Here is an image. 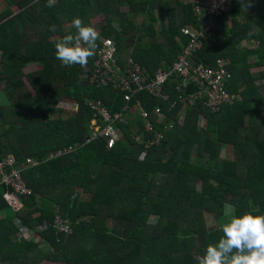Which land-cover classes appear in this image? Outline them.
<instances>
[{
    "label": "trees",
    "instance_id": "16d2710c",
    "mask_svg": "<svg viewBox=\"0 0 264 264\" xmlns=\"http://www.w3.org/2000/svg\"><path fill=\"white\" fill-rule=\"evenodd\" d=\"M3 1L7 8L0 12V154L13 155L19 164L32 157L39 164L22 171L30 193L18 196L21 206L17 210L3 197L11 189L0 183V264H44L43 260L55 264H198L206 245L218 242L222 235L217 226L206 225L205 216L220 219L225 204H232L237 216L245 211L264 215V98L254 86L257 80L234 66L244 63L247 55L264 58V0L254 7L257 36L250 29H234L225 34L224 48L218 42L225 21L221 18L220 30L193 58L194 63L209 67L216 59L229 62L230 79L224 89L235 98L231 104L220 106L216 113L203 109L202 102L184 107L173 84L162 88L166 100L145 93L131 99L129 107L137 103L151 120L154 108L165 118L162 125L151 122L162 138L145 150L131 139L132 133L141 130L138 122L129 129L132 119L119 125L124 143L107 147L100 138L87 140L93 120L104 125L89 104L99 103L111 114L119 112L121 93L112 83L91 81L94 56L84 66L87 72L79 65L66 67L55 57L54 43L57 37L75 33L74 28L64 29L73 18L89 25V18L102 13L100 34L104 40L111 39L117 55L125 52L127 42L148 40V46H134L130 60L149 77L156 69L167 70L187 42L180 32L182 26L159 29L164 45L156 43L148 25L137 30L121 21L119 33L110 29L109 16L114 14L110 7H127L153 22L154 9L160 11L158 0H54L51 7L45 6L47 0ZM253 4V0H234L224 16L235 25L236 17L249 14ZM193 21L188 7L183 26L194 27ZM52 25L55 32L49 31ZM248 36L258 48L249 53L237 50V44ZM97 45L98 49L99 40ZM116 63L121 65L119 59ZM30 64L41 65L39 73L30 75L31 93L22 73ZM195 91L190 86L186 92ZM61 102H72L77 113L49 121ZM168 123L170 129L162 130ZM144 138H150L149 133ZM12 216L32 229L37 240L17 236ZM55 216L67 220L69 233L57 230ZM108 217L115 221L110 232L103 224ZM39 245H48L52 252L32 255Z\"/></svg>",
    "mask_w": 264,
    "mask_h": 264
},
{
    "label": "built area",
    "instance_id": "2783aa9c",
    "mask_svg": "<svg viewBox=\"0 0 264 264\" xmlns=\"http://www.w3.org/2000/svg\"><path fill=\"white\" fill-rule=\"evenodd\" d=\"M182 1L189 5L194 18V27L187 25L180 30L187 42L167 70L156 69L149 77L143 68L132 62L129 57L123 58L122 61L119 60L121 65H117L118 55L113 43L102 38L99 40L101 46L94 55L95 64L91 81L100 85L112 83L115 89L121 93L123 107L119 112L111 114L101 104L90 103L94 115L100 117L104 125L98 126L97 121L93 120L88 141L100 138L105 141L107 147L117 141L121 142L122 130L119 125H127V118H129V121L131 119L134 121L133 124L138 122L141 125L139 132L131 134L135 145L141 144L145 150L152 145L159 144L162 132L153 129L151 122L154 125H162L165 118L160 115L157 108H154L151 120L146 112L138 107L137 103L133 107H129L128 104L139 93H145L153 99L166 100V97L162 95V88L167 84L174 85L173 90L179 94L178 102L184 107H187L188 103L202 102L203 109L216 113L220 106L231 104L234 101L235 98L224 89L230 79L227 60L216 59L213 67L193 61L194 56L202 49L204 42L211 39L220 30L219 19L231 10L234 0ZM84 71L87 72L88 69L84 67ZM190 86L196 88L197 91L186 92ZM173 106L174 103L170 105V107ZM126 115L127 118H125ZM166 129H170L169 123L162 127V130ZM145 133H149L150 138H144ZM38 164L39 162L32 157H27L24 162L19 164L13 155L0 154V183L11 189V192L4 193L3 197L12 208L14 207L10 198L30 193V189L25 185L22 171ZM14 223L21 235H34L33 230L21 225L17 218L14 219ZM54 225L64 233L67 232L63 228L64 226L69 229L67 220L59 216L54 218ZM20 238L22 237L20 236Z\"/></svg>",
    "mask_w": 264,
    "mask_h": 264
},
{
    "label": "clouds",
    "instance_id": "9594fccd",
    "mask_svg": "<svg viewBox=\"0 0 264 264\" xmlns=\"http://www.w3.org/2000/svg\"><path fill=\"white\" fill-rule=\"evenodd\" d=\"M53 4L54 0H47L45 6L51 7ZM247 6L244 5L245 8ZM71 24L75 29L74 34L55 38V57L66 67H84L89 58L96 54L100 35L79 17L73 18ZM56 30L55 25L49 28L51 32ZM218 231L222 233L218 242L206 245L203 254L198 257V264H264V215L245 211L237 216L236 208L232 204H225Z\"/></svg>",
    "mask_w": 264,
    "mask_h": 264
},
{
    "label": "crops",
    "instance_id": "0c3cea01",
    "mask_svg": "<svg viewBox=\"0 0 264 264\" xmlns=\"http://www.w3.org/2000/svg\"><path fill=\"white\" fill-rule=\"evenodd\" d=\"M260 1V0H259ZM253 5L249 8L248 11L249 14L245 15L244 17L238 16L235 19V25L232 24V19L229 17H223L225 19L224 25L222 26V32L220 36H218V42L222 45V47H227V38L225 37V34L227 32H233L234 29L236 31H245L247 29L251 30V33L253 36H257L260 32V30L257 28V26L252 27L249 24V21L253 19L254 21L257 20L258 15L255 14L254 7L256 5L255 1L253 0ZM95 4V3H94ZM158 7L160 8V11L158 9H154L152 13L153 22L149 21L148 18L144 16L143 13H132L129 8L127 7H119L118 10H115V7H110L112 14L109 16V21L111 22L110 29H113L116 32H120L119 26L121 21H126L132 24L134 29H141L142 25H148L152 28V31L156 35L155 41L157 44H163V39L161 36H159V29L164 26L167 27L168 25L172 26L173 28H182L184 27L185 22V14L189 7L186 3H184L182 0H158L157 3ZM163 8V9H162ZM101 16V21H103L102 13L99 15L94 16L98 17ZM245 18V20L243 19ZM156 26L154 27V25ZM255 24V23H254ZM142 26V27H141ZM182 26V27H181ZM97 29V28H96ZM99 32L100 27L98 28ZM100 35V39L102 38V35ZM111 40V39H110ZM174 42L180 46V41L178 37L173 38ZM134 42H127L124 44L123 49H125V52H121L123 54H119V60L122 61L123 58H128L129 53L131 50L134 49L135 45L138 46H145L147 43V46L149 45L148 40L144 41L143 39L140 40L138 43L137 40H133ZM237 50H246L248 53L256 50L258 48V45L256 43V40L253 41V39L248 36L247 39H245L243 42H240L237 44ZM171 48V47H170ZM168 53L170 51L169 46L167 47ZM244 55V54H242ZM245 56V55H244ZM264 56V55H263ZM261 57L257 55H247L246 60H244V63H236L234 66L238 69H245V74H247L248 77H252L253 79H256L254 86L259 91V94L263 96L264 98V77H258L262 74H264V58L260 59ZM163 61V60H162ZM232 64V63H231Z\"/></svg>",
    "mask_w": 264,
    "mask_h": 264
},
{
    "label": "rangeland",
    "instance_id": "374dc122",
    "mask_svg": "<svg viewBox=\"0 0 264 264\" xmlns=\"http://www.w3.org/2000/svg\"><path fill=\"white\" fill-rule=\"evenodd\" d=\"M255 1V3L258 1V0H254ZM54 4H55V2H54ZM91 6H92V9L94 10L95 8H96V5L93 3V2H91ZM5 8H7L6 7V4H5V2L3 1V0H0V12L1 11H3ZM13 10V12H17L16 11V9L15 8H13L12 9ZM101 16H98V17H91V18H89V21H88V23H89V25L90 26H92V27H94L97 31H98V33H100L99 32V30H98V28L100 27V25H102V21H101ZM254 19V18H253ZM253 19H251V21H249V24L252 26V27H254V26H256L254 23H255V21L253 20ZM156 26V24L154 25V27ZM64 29L67 31V32H69V31H71V30H73V26H72V24H67V25H65V27H64ZM120 56H119V54H118V58H119ZM40 70H41V65L40 64H30V65H26V66H24L23 68H22V73H23V75H24V82H25V84H26V86H27V91L28 92H32V90L30 89V86H29V80H30V75H34V74H37V73H39L40 72ZM1 97H2V95H1ZM63 102V101H62ZM59 103V104H57L56 106H55V110L52 112V114H51V117H50V119H49V121H56V120H58L61 116H62V118H63V115L64 116H68L69 114H76L77 113V107H75V106H72V102H64V103ZM59 111H62L61 113L59 112ZM125 118H127V115L125 116ZM137 118V117H136ZM200 122H201V120H200ZM178 123H180V122H178ZM17 127H19V125L17 126ZM134 127L135 126H132V127H129V129H134ZM137 136H139V135H137ZM121 142H125L124 141V135H123V133H122V138H121ZM69 151H71V150H68L67 152H69ZM98 167H99V165L97 164V166H95L94 168H93V170H92V173L94 174V173H96L97 172V170H98ZM4 195V194H3ZM5 199V198H4ZM6 200V199H5ZM10 201H11V203H12V205H13V207L14 208H12L13 210H17L20 206H21V204H20V197H12V198H10ZM6 202H7V200H6ZM8 203V202H7ZM9 204V203H8ZM10 205V204H9ZM10 208H11V206H10ZM36 215H38V214H34L33 216H36ZM0 216H1V214H0ZM56 217V216H55ZM87 221L89 220V218H85ZM151 219H153L152 217L149 219L150 220V222H152V220ZM205 223H206V225L207 226H217L218 227V222H219V220L221 219H217V220H215V219H212L210 216H205ZM11 221L13 222L14 221V218H13V216L11 217ZM103 224H104V226L106 227V231H108V232H110L113 228H115V221L113 220V219H111V218H106V219H104V221H103ZM64 229H66L67 230V232H65V234L66 233H69V229H68V227L67 226H64L63 227ZM19 230V229H18ZM58 230V229H57ZM59 231V230H58ZM25 233V232H24ZM28 234H30V233H28ZM21 236L22 238H24V239H26V240H31V239H33V240H37V238H36V236H34V235H30V236H25L26 234H23V235H21L20 233H19V231H18V233H17V236ZM52 252V249L48 246V245H39V247L38 248H36L35 250H33V252H31V254L32 255H38V254H45V253H51ZM42 263H44V264H55V263H50V262H48L47 260H43V262Z\"/></svg>",
    "mask_w": 264,
    "mask_h": 264
}]
</instances>
